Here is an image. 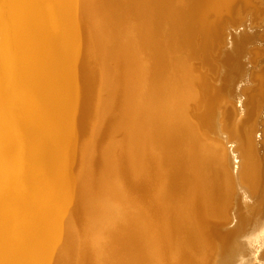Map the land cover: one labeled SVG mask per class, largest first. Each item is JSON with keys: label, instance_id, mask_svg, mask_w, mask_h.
<instances>
[{"label": "bare ground", "instance_id": "1", "mask_svg": "<svg viewBox=\"0 0 264 264\" xmlns=\"http://www.w3.org/2000/svg\"><path fill=\"white\" fill-rule=\"evenodd\" d=\"M79 1L0 0V168L40 170L34 217L13 196L6 214L0 187V264H264V10ZM175 175L184 189L173 193ZM148 183L141 212L133 188ZM161 211L168 250L149 225Z\"/></svg>", "mask_w": 264, "mask_h": 264}, {"label": "rangeland", "instance_id": "2", "mask_svg": "<svg viewBox=\"0 0 264 264\" xmlns=\"http://www.w3.org/2000/svg\"><path fill=\"white\" fill-rule=\"evenodd\" d=\"M82 2H80V5L82 4L83 5V3H84V8H86V7H88V4H89V2H90V0H84V2H83V0H81ZM87 1V2H86ZM231 1V4H234L233 6H236V8L237 7H239L240 5H242V3H241V0H230ZM251 2H252V4L250 5V8H257L258 10H259V13L262 11V10H264V6H263V3H261V1L260 0H250ZM238 2H239V4H238ZM72 4H74V6L76 5L75 3H72ZM72 4H68V6L66 7V9H69L68 11H70V10H72V8H73V5ZM77 4H79L78 2H77ZM81 5V6H82ZM90 5V4H89ZM70 6V7H69ZM71 6H72V8H71ZM77 6V5H76ZM244 7V6H243ZM255 10V9H254ZM250 11H248V12H246V13H244V15H242V16H236V20H240V18H242V17H246L247 16V14L249 13ZM225 15H228L227 13H223L222 14V16L221 17H224ZM211 17H210V19L211 18H213V19H211V21H213L214 22V20H217V17L215 16V15H213V14H211L210 15ZM259 16V15H258ZM216 17V18H215ZM262 21V19L260 18H257V20H255V22H254V24H253V26H256L257 24H259L260 22ZM237 24H239V23H237ZM236 24V27L238 28V26L239 25H237ZM92 27V26H91ZM196 35L198 36V38H200V34H201V28H200V26H199V23L198 22H196ZM200 32V33H199ZM225 33H226V36H227V32H223V35L225 36ZM200 35V36H199ZM223 36V38H226V36L224 37ZM229 37V36H228ZM197 38V39H198ZM225 44H223L222 46H224ZM104 52V51H103ZM89 60V62H90V64H89V62H88V60ZM86 61L88 62L87 64H89V65H93V67L95 66V62H94V60L92 59V58H89V57H87L86 59H85V63H86ZM93 62V64H91ZM261 71H259L258 73H260ZM256 73H257V71H256ZM96 83H97V85H99V83L98 82H94L92 85H91V88L93 89L94 87H95V89H93V91H94V95L98 92V89H99V86H97L96 85ZM96 90V91H95ZM255 93H257V92H255ZM260 95V94H259ZM256 98L257 97H262V96H258V93H257V95L255 96ZM94 103L96 102V98H94V101H93ZM94 103H93V105H94ZM197 111V113H198V109L196 110ZM131 112V111H130ZM62 118H58L56 121H57V123L58 122H60V121H62L61 120ZM195 119V118H194ZM89 122H85V126L86 127H89V125H90V123H91V121L90 120H88ZM56 123V125H58ZM103 127H105V126H103ZM158 131H161V130H154V131H152V133L150 134L151 135V137L152 136H154L155 137V135H157L156 137L158 138V140H160L159 139V137H158V134L160 133V132H158ZM153 132H158V133H156L155 135H154V133ZM11 135L15 138V134L14 133H11ZM86 139V137H83L82 139H80V140H75L76 141V143H75V145L77 146V148L79 149V150H77L79 153H80V144L79 143H83L84 142V140ZM157 139H156V141H158ZM78 142V143H77ZM159 143H160V141H158ZM157 142V143H158ZM149 148V150H150V147H148ZM78 153V154H79ZM100 153V154H99ZM77 154V155H78ZM98 154V155H97ZM100 156H102L101 155V150H98V152H96V159H97V161H99L100 159H101V157ZM78 157H79V155H78ZM100 158V159H99ZM6 159H4V161H5ZM8 162H6L5 161V163L3 162V164L6 166H8V167H5V166H3L4 167V169L6 170V172H5V170L3 169V167H1L0 168V175L2 174H5V175H3V177L5 176V178H3L2 180H0V181H2V182H0V187H1V191H2V196H3V198H2V201L1 202H3V203H1V205H2V207H3V210H4V207H5V212H6V214H8L9 216H12L13 214H14V207H12L13 206V204L12 203H10V202H12L11 201V197L13 196V197H17L18 199H22L21 201L22 202H24L25 203V207L27 208V210H28V212L32 215V217H34L35 215H37V204H36V201H35V198H34V183H36V182H38L39 180H40V170H39V168H37V172L38 173H33L32 171H30V172H32V173H30L29 171H27L26 169H22L23 171L21 172V169L20 168H17L16 166H12L11 165V163H9V159L7 160ZM113 162H115V160L113 161ZM116 163V162H115ZM114 163V164H115ZM76 165H78L79 166V162L77 161V164ZM77 166V167H78ZM10 167H11V169H10ZM150 167V166H149ZM9 168V169H8ZM79 168V167H78ZM195 169L196 170H198V169H200V167L198 168V167H195ZM8 170V171H7ZM19 170V171H18ZM24 170H26V172L24 171ZM139 170V169H138ZM137 170V171H138ZM151 171H154L152 168H148V169H146V170H143L142 172L143 173H141V175H140V177L142 176H144V177H146V178H143V179H140L139 180V182H141V181H147L146 179L150 176V175H152V173H151ZM4 172V173H3ZM19 172V173H18ZM29 172V173H28ZM15 173V174H14ZM182 173V172H181ZM35 174V175H34ZM140 174V173H139ZM178 174H180V173H178ZM177 174V175H178ZM27 175H28V177H30V178H32V179H30L29 180V178L27 177ZM158 175V174H157ZM177 175H175V178H174V180H175V182L176 183H174L173 185L174 186H171V189L170 190H172L173 191V193H174V190H175V192L178 190L177 188H179V186H181L182 187V189H184V186H183V183H184V180H183V182H182V180L181 179H179L178 180V177H177ZM182 175H183V173H182ZM179 177L181 178V176L179 175ZM2 178V177H1ZM34 179V180H33ZM159 180H161L162 182L161 183H164V182H166L167 181V178H163V176L162 175H160V177L158 178ZM32 180V181H31ZM163 180H166V181H163ZM173 180V179H172ZM181 180V181H180ZM34 181V182H33ZM5 183V185H3V187H2V183ZM178 182V183H177ZM189 182H194V181H192V180H190ZM3 183V184H4ZM31 185H30V184ZM166 184V183H165ZM30 185V186H29ZM163 186H164V184H162ZM7 187V188H4V187ZM144 186V187H143ZM149 183L147 184V185H141V184H136V186L133 188V191L134 192H136V193H143L142 194V196L140 197H137V196H133L134 197V200H136L135 201V203L136 204H134L135 206L134 207H137V206H139L140 207V209H141V212L143 211V210H147V209H150L151 207H152V205L150 204V203H148L147 201H146V198H145V194H148L147 193V191L148 190H150V189H148L149 188ZM129 187V186H128ZM145 187H147V190H145ZM165 187H166V185H165ZM17 188H19V189H17ZM33 188V189H32ZM96 188V187H95ZM119 189H123V190H125L126 191V188H125V186H121V187H118ZM29 189H31V190H29ZM11 190V192H9ZM28 190V191H27ZM95 190V189H94ZM20 191V192H19ZM138 191H140V192H138ZM9 192V193H8ZM21 192H23V195L21 194ZM31 192L33 193V195L31 196ZM97 192H100V190H99V188H96V193L95 194H97ZM168 192V190L165 192V194L164 195H166V193ZM163 193V192H162ZM11 194V195H10ZM20 194V195H19ZM15 195V196H14ZM19 196V197H18ZM23 196V197H22ZM167 196V200H170V199H172L171 201H168L169 203V205L171 204V202L173 201V199H174V196H172V194H167L166 195ZM33 197V198H32ZM142 197H144V198H142ZM175 197H178V199H182V193L179 195V194H177V196L175 195ZM8 198V199H7ZM23 198H24V201H23ZM30 198V199H29ZM29 199V200H28ZM34 200V202H32L33 200ZM141 199V200H140ZM61 200H63V201H61ZM140 200V201H139ZM26 201V202H25ZM28 201H29V203H28ZM59 201V202H58ZM57 202V204L61 207V206H63V208H64V211H67L69 214H71L73 217H72V219H73V221H74V224L76 225V224H78V226L82 223V220H81V218L79 219L78 217V219L79 220H77V222H76V219H75V215H74V212H72L73 210H74V208H76V207H74L73 206V204L71 205L70 204V206L68 205L69 204V202H68V200L66 201L65 199H59ZM61 201V202H60ZM32 202V203H31ZM7 203H9V205L7 204ZM31 203V204H30ZM138 203H140L141 205H138ZM4 204H7V205H4ZM27 204V205H26ZM32 205V206H30V205ZM62 204V205H61ZM64 204V205H63ZM146 204V205H145ZM168 205V206H169ZM9 206V207H8ZM28 206V207H27ZM66 206V207H65ZM70 208H69V207ZM157 206L159 207V208H164V207H166V205L164 204V203H159V204H157ZM129 207H131L130 205H129ZM10 208H12V210H10ZM31 208L33 209V210H31ZM67 210H66V209ZM9 210V211H8ZM35 210H36V212H35ZM32 211H34V212H32ZM71 211V212H70ZM80 211V210H79ZM11 212H13V213H11ZM32 212V213H31ZM163 211H161V214H160V218H159V220H156V221H153V223L152 224H149L150 226H153L152 227V230L154 231V232H156V233H158L157 235H159V237H160V239L166 244V241H167V237H166V235L164 236L163 234H165V232H167V226L169 225L168 223H169V221H167V219H166V217L165 216H163V213H162ZM10 214H12V215H10ZM80 214V213H79ZM158 214H159V211H158ZM167 224V225H166ZM170 228V227H169ZM170 233V232H169ZM168 244V243H167ZM166 244V245H167ZM167 250H168V248H170V247H168V245H167ZM141 251V250H140ZM143 251V250H142ZM142 251H141V253H142ZM169 251H170V249H169ZM142 255V254H141ZM170 258H168V260H169ZM167 260V259H166Z\"/></svg>", "mask_w": 264, "mask_h": 264}, {"label": "water", "instance_id": "3", "mask_svg": "<svg viewBox=\"0 0 264 264\" xmlns=\"http://www.w3.org/2000/svg\"><path fill=\"white\" fill-rule=\"evenodd\" d=\"M219 42H220V40L218 39H214V42H213V47H217V45L219 44ZM211 46V45H210ZM256 49H258L257 47H253V50H256ZM262 68V67H261ZM264 68V67H263ZM262 68V69H263ZM254 70H257V69H254ZM258 71H260V70H258ZM263 104H258L257 102L255 103V107H256V109L258 108V115L260 116V118H262V119H264V100H263V102H262ZM237 104V103H236ZM259 105V106H258ZM255 107H253V109H251L249 112H246L245 113V115H244V117L245 118H251V117H253V114L255 115V111H254V109H255ZM232 109H233V106L231 107ZM254 112H253V111ZM243 117V118H244ZM255 137H256V139L259 141L260 139H261V134L259 133V134H256L255 135ZM260 166H259V168H260V170H261V173L263 174V172H264V158L263 159H260ZM234 168L237 170V175L239 174V172H240V162L236 159V163L234 164ZM262 182V181H261ZM263 182H264V180H263ZM261 184V183H260ZM259 193H260V190H259ZM260 247V246H259ZM256 250H257V248H256ZM262 250V247H261V249L259 250V252Z\"/></svg>", "mask_w": 264, "mask_h": 264}]
</instances>
